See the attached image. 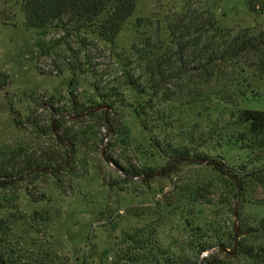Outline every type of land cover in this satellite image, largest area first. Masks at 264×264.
I'll return each instance as SVG.
<instances>
[{"label": "rangeland", "instance_id": "rangeland-1", "mask_svg": "<svg viewBox=\"0 0 264 264\" xmlns=\"http://www.w3.org/2000/svg\"><path fill=\"white\" fill-rule=\"evenodd\" d=\"M187 1L135 0L109 44L90 27L28 29L22 0H0V154L38 166L0 190L13 206L0 212L13 218L7 236L13 250L45 252L49 264H166L169 257L194 264V252L203 249L202 257L238 263L219 248L230 247L239 223L253 230L246 245L264 248V231L257 230L264 222V140L250 152L228 140L231 126L220 140L212 130L233 124L223 103L164 101L124 83L125 75L137 76L132 57L140 35L166 40ZM190 3L214 11L223 28L264 33V12L257 11L264 0ZM248 82L235 110L264 112V76L249 73ZM183 84L185 92L197 90L192 81ZM179 86L164 90L174 94ZM104 100L114 101L113 109ZM102 116H113L117 135L106 132ZM167 146L191 156L177 171L166 166ZM217 162L226 170L257 169L262 180L249 183L238 203L214 172ZM185 187L199 191L194 204L181 199Z\"/></svg>", "mask_w": 264, "mask_h": 264}, {"label": "trees", "instance_id": "trees-1", "mask_svg": "<svg viewBox=\"0 0 264 264\" xmlns=\"http://www.w3.org/2000/svg\"><path fill=\"white\" fill-rule=\"evenodd\" d=\"M190 1H187L188 5L168 25L166 40L156 37L150 41L143 34L140 35V42L134 46L132 57L138 70L137 76L133 78L125 75L124 83L139 95L151 94L152 97L164 101L186 98L194 103L212 99L231 107L227 117L233 119V124L216 126L212 132L222 140L225 135L223 131L231 126L234 131L228 135V140L236 145L244 144V149L253 152L257 141L264 140V112L235 109L240 99L246 97L247 88H244V85L249 87V73L259 79L264 76V33L250 28L237 32L231 28H223L219 25L214 11L192 8ZM134 9L135 0H22L20 4L24 26L28 29L43 31L54 24L65 23L67 27L72 26L77 31L90 27L103 42L109 44L115 41L123 24L133 15ZM257 11L263 13L264 8H258ZM191 65L192 69L188 70ZM186 80L192 81L197 90L185 92L183 83ZM173 82H179L180 86L178 91L170 94L164 87ZM103 103L104 107L110 110L115 104L114 101L106 100ZM101 119L106 132L114 135L119 133L113 116H102ZM161 153L168 160L166 166L175 171L180 163H186L191 158L189 152L180 147L167 146ZM258 153L263 154L260 147ZM31 163V160L21 162L16 154L6 156L1 153L0 190L8 189L13 183L12 179L23 175L29 168L33 170L35 166L38 167L34 162V165ZM213 170L222 175L220 178L226 179L228 191L238 203L243 200L247 186L262 180L257 169L226 170L221 162H217ZM141 174L135 172L133 177H139ZM181 190V199L189 205L194 204L199 191L190 187ZM10 203L7 198L0 197V212L13 207ZM237 213L239 212H233L235 215ZM13 223L12 216H0V264H49L51 260L45 252L31 254L20 250L21 253L11 248L7 236ZM236 228V238L233 235L229 238L232 242L230 247L221 246L219 252L232 253V256L239 258L238 263L220 262L215 256L202 257L204 250L197 249L194 252V264H264V248L247 246L244 242L253 230L240 223ZM257 228L264 231V222H259ZM166 264L187 262L169 257Z\"/></svg>", "mask_w": 264, "mask_h": 264}]
</instances>
